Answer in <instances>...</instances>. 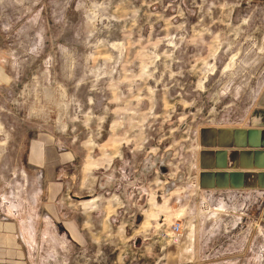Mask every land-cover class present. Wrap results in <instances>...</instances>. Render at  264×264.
Listing matches in <instances>:
<instances>
[{"label":"rangeland","instance_id":"obj_1","mask_svg":"<svg viewBox=\"0 0 264 264\" xmlns=\"http://www.w3.org/2000/svg\"><path fill=\"white\" fill-rule=\"evenodd\" d=\"M263 88L264 0H0V207L17 226L0 264H176L192 231L237 250L216 226L241 203L203 193L194 158Z\"/></svg>","mask_w":264,"mask_h":264},{"label":"crops","instance_id":"obj_2","mask_svg":"<svg viewBox=\"0 0 264 264\" xmlns=\"http://www.w3.org/2000/svg\"><path fill=\"white\" fill-rule=\"evenodd\" d=\"M198 142L202 150L194 158V174L200 190L210 195H233L241 203L234 204L237 208L233 205L239 214L236 220L222 221L216 226L227 240V245L223 240L225 246L238 244L239 247L214 253L213 237L204 244L206 249L201 250L200 240L192 231L185 235L183 248L174 254V263L264 264L261 233L264 232V88L243 122L206 127L199 132ZM52 190L50 201L55 195ZM214 226L210 229H215ZM16 229L13 218L0 207V247H16Z\"/></svg>","mask_w":264,"mask_h":264},{"label":"built area","instance_id":"obj_3","mask_svg":"<svg viewBox=\"0 0 264 264\" xmlns=\"http://www.w3.org/2000/svg\"><path fill=\"white\" fill-rule=\"evenodd\" d=\"M259 231L262 230V229H258ZM180 231H181V226L179 224H176V225H173L171 227V233L175 236H179L180 234ZM262 234H264L263 231H261Z\"/></svg>","mask_w":264,"mask_h":264},{"label":"bare ground","instance_id":"obj_4","mask_svg":"<svg viewBox=\"0 0 264 264\" xmlns=\"http://www.w3.org/2000/svg\"><path fill=\"white\" fill-rule=\"evenodd\" d=\"M152 202H153V201H152ZM153 204H154V203H153ZM151 205H152V204H151ZM153 210H154V209H153ZM151 214H153V213H151ZM151 214H150V215H151ZM147 216H148V215H147ZM153 216H154V214H153ZM148 219H149V218H148ZM151 220H152V219H151ZM149 225H151V224H149V222H147V225H146V226L149 227Z\"/></svg>","mask_w":264,"mask_h":264}]
</instances>
